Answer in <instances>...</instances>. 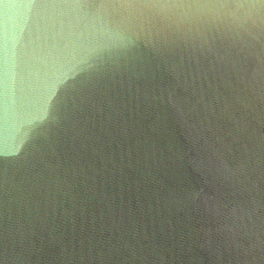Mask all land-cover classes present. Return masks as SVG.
Instances as JSON below:
<instances>
[{"label":"water","instance_id":"95a60500","mask_svg":"<svg viewBox=\"0 0 264 264\" xmlns=\"http://www.w3.org/2000/svg\"><path fill=\"white\" fill-rule=\"evenodd\" d=\"M0 264H264V0H0Z\"/></svg>","mask_w":264,"mask_h":264}]
</instances>
